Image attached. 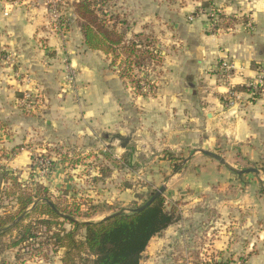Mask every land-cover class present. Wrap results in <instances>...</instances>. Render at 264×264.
I'll list each match as a JSON object with an SVG mask.
<instances>
[{
	"label": "crops",
	"instance_id": "crops-1",
	"mask_svg": "<svg viewBox=\"0 0 264 264\" xmlns=\"http://www.w3.org/2000/svg\"><path fill=\"white\" fill-rule=\"evenodd\" d=\"M79 1L63 0L60 32L36 0H0V49L16 56L0 69V167L67 204L88 198L95 214L75 219L82 223L101 221L102 208L127 211L165 186L180 218L150 240L140 264H264V101L230 93L264 68V0H100L126 41H154L157 64L133 72L149 83L146 96L122 76L124 57L113 63L86 48ZM202 2L236 22L212 32L204 13L188 20ZM227 61L236 68L228 82L219 71ZM25 94L36 100L31 109ZM52 149L79 160L63 165ZM40 154L54 162L49 174L33 168ZM166 154L179 159V172ZM249 169L256 172H242ZM62 253L29 264H61Z\"/></svg>",
	"mask_w": 264,
	"mask_h": 264
},
{
	"label": "trees",
	"instance_id": "trees-1",
	"mask_svg": "<svg viewBox=\"0 0 264 264\" xmlns=\"http://www.w3.org/2000/svg\"><path fill=\"white\" fill-rule=\"evenodd\" d=\"M101 3L100 0H83L73 5L83 43L88 50L111 56L113 63L124 57L122 76L129 79L137 94L146 96L141 87L148 86L150 90L149 83L135 80L133 72L157 64L160 55L154 41L148 37L136 42L126 41L125 30L117 31L115 25L108 24ZM201 9L204 14L206 10L216 12L217 24L213 31L230 28L236 22L209 2H202ZM235 91L249 93L250 89L245 85L230 89V93ZM51 152L61 156L63 165L76 164L79 160L74 151L70 155H62L56 149ZM166 158L172 163V172H179V159L170 154H166ZM53 166L50 160L47 174ZM0 184H3L0 189V264L48 263L59 251H63L61 264H140L150 240L180 218L178 209L169 205L163 196L140 212L131 211L144 205L157 190L149 191L141 203L134 204L128 212L121 210L112 213H120L118 216L107 220L82 223L75 219H89L95 214V207L88 198L72 199L67 204L52 197L43 185L21 182L18 175L1 167ZM213 263L229 264L217 260Z\"/></svg>",
	"mask_w": 264,
	"mask_h": 264
},
{
	"label": "built area",
	"instance_id": "built-area-1",
	"mask_svg": "<svg viewBox=\"0 0 264 264\" xmlns=\"http://www.w3.org/2000/svg\"><path fill=\"white\" fill-rule=\"evenodd\" d=\"M36 1L46 9L50 21V26L56 31L63 32L65 29L64 28L65 23L63 20V15L60 11L63 5V0H36ZM8 13H9V8L8 9L5 8L3 10V15L8 16ZM196 13L203 14V11L199 8L196 11ZM205 17L207 19L208 28L210 29V31L216 32L213 31L217 24L216 12H214L213 10H209L205 14ZM193 18H194L193 15H191L189 16L188 20L191 21ZM244 27L247 30L252 29L251 23H247ZM15 64H16V56L11 52H7L5 50L0 49V69L3 67L10 68ZM235 70H236L235 65L232 62H228V61L222 62L219 65V71L221 77L227 82L230 80ZM244 85L250 89V92L246 94L251 100L254 99L255 97H258V99L264 101V68H261L259 70L256 78L247 81L246 83H244ZM141 92L148 94L150 92L149 87L142 86ZM226 101H227L226 103L227 106H230L233 103L231 97H227ZM21 103L23 104V106H25L26 109H31L34 107V105H36V100L33 99V97H31L30 95L25 94L22 98ZM49 162H50V158L46 154H40L34 157L32 165L34 170H37L39 174L45 175L48 173ZM212 261L201 260L200 262L201 264H213ZM185 264H192V263L186 260ZM233 264H243V262L237 261Z\"/></svg>",
	"mask_w": 264,
	"mask_h": 264
},
{
	"label": "water",
	"instance_id": "water-1",
	"mask_svg": "<svg viewBox=\"0 0 264 264\" xmlns=\"http://www.w3.org/2000/svg\"><path fill=\"white\" fill-rule=\"evenodd\" d=\"M128 141H129V138H124V139H121L120 140V142L122 143V145H121V147L122 148H125V146H126V144L128 143ZM201 154H203V155H205V156H207V157H209V158H211V159H213V160H215V161H217L220 165H224L225 163H224V160L221 158V157H219L218 155H216V154H214V153H212V152H209V151H204V150H200L199 151ZM243 173H249V172H256V171H254V170H252V169H249V170H244V171H242ZM241 172V173H242ZM164 191H165V186H161L151 197H150V199L144 204V205H142V206H140V207H138L137 209H134V210H131L132 212H140V211H142V210H144L146 207H148L150 204H151V202L152 201H154L157 197H159V196H162L163 195V193H164ZM129 210H127L126 212H128ZM120 213H114V214H112V215H109V216H107V217H105V218H103L102 219V221L103 220H107V219H109V218H111V217H114V216H118ZM63 217H65V218H68V217H66V216H63ZM70 219V218H69ZM72 220V219H71Z\"/></svg>",
	"mask_w": 264,
	"mask_h": 264
},
{
	"label": "rangeland",
	"instance_id": "rangeland-1",
	"mask_svg": "<svg viewBox=\"0 0 264 264\" xmlns=\"http://www.w3.org/2000/svg\"><path fill=\"white\" fill-rule=\"evenodd\" d=\"M206 1H207V0H206ZM199 8L201 9V6H200V5H199ZM201 10H202V9H201ZM208 11H209V10H206V12H208ZM140 203H141V202H140ZM130 208H132V207H130ZM99 210H101V212H99V213L97 214V216L95 217L94 220H101V219H103V218H105V217L111 215L113 212H119V211H121L120 208H116V209H114V211H113L112 213H108V211H103V210H104L103 208H102V209H99ZM117 210H119V211H117ZM122 211L126 212L124 209H122ZM186 260H187V259L185 258L183 264H185ZM212 262H214V260H213ZM213 264H214V263H213Z\"/></svg>",
	"mask_w": 264,
	"mask_h": 264
}]
</instances>
